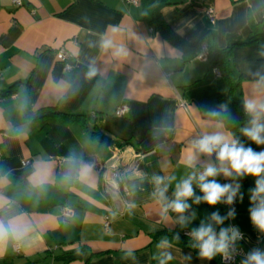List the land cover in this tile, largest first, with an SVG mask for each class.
Listing matches in <instances>:
<instances>
[{
	"label": "crops",
	"instance_id": "1",
	"mask_svg": "<svg viewBox=\"0 0 264 264\" xmlns=\"http://www.w3.org/2000/svg\"><path fill=\"white\" fill-rule=\"evenodd\" d=\"M19 2L0 0V91L11 89L0 95V224L14 230L0 245V264H209L181 236L202 221L209 224L207 203H195L203 193L187 200L182 225L180 215L165 213L153 195V178L175 177L165 181L168 202L198 167L220 168L215 179L221 185L239 178L223 175L229 165L215 153L192 147L206 134L235 139L218 114L226 83L198 58L195 44L202 36L215 50L236 44L229 58L239 84L232 100L249 126L245 104L264 103V0ZM208 6L215 11L213 25L204 15ZM252 24L258 37L249 41ZM163 29L183 45L167 41ZM108 39L123 48L121 56L102 49ZM60 47L72 54L71 70L56 59ZM92 70L96 74L89 76ZM121 102L128 111L116 116ZM49 106L87 115L111 144H125L124 156L131 150L144 154L136 170L125 172L127 206L120 195L107 194L101 175L87 163L96 156L108 166L119 158L110 160L108 145L77 122L33 120ZM254 150L264 151V145L254 143ZM25 159L30 164L23 166ZM260 178L246 176L238 192L233 222L245 234L257 229L250 219L251 190ZM64 207L69 216L62 215Z\"/></svg>",
	"mask_w": 264,
	"mask_h": 264
},
{
	"label": "clouds",
	"instance_id": "2",
	"mask_svg": "<svg viewBox=\"0 0 264 264\" xmlns=\"http://www.w3.org/2000/svg\"><path fill=\"white\" fill-rule=\"evenodd\" d=\"M104 51L112 49V55L119 57L123 54V48L114 44L111 39L104 40L101 45ZM95 70L89 72V76H94ZM246 111L252 115L250 125L241 129L243 134L256 145H264V120L261 119V114H264V103H256L250 101L245 104ZM213 115L217 114L215 112ZM192 147L200 153L207 155L216 154V159L221 163L229 165L222 169L225 177H231L233 173L237 177L264 176V151L256 152L251 147H245L240 141L225 136L221 133L206 134L198 140L193 141ZM191 161V156H189ZM221 169L212 165L207 167L199 175H190L187 179L181 181L176 186L175 199L168 202L166 196L168 184L175 177L155 176L153 178L155 191L153 195L157 197L158 202L163 204L165 213L171 209L181 217V224L185 223L183 214L190 207L187 200L194 196L193 181L198 183L202 196H196L195 203L201 201L210 206H215L220 202L231 205L239 191V185L235 188L232 184L226 183L221 185L215 177L218 176ZM212 178V179H209ZM44 178L39 177L38 184H43ZM252 191L251 200L255 204L250 209V219L252 224L261 232L264 233V178L256 180V186ZM242 198V197H241ZM194 215V214H193ZM229 216H234V212H229ZM212 220L217 224L223 223L225 217H221L219 213L212 214ZM10 235H14V230L11 226L0 224V245L4 244ZM191 238L195 241L193 247H199V255L201 258L208 260L220 255L225 259L231 258L230 245L237 240L242 239V234L238 228H222L217 234L211 224L201 222L198 228H194L191 233ZM242 264H264V251L260 249L251 250Z\"/></svg>",
	"mask_w": 264,
	"mask_h": 264
},
{
	"label": "built area",
	"instance_id": "3",
	"mask_svg": "<svg viewBox=\"0 0 264 264\" xmlns=\"http://www.w3.org/2000/svg\"><path fill=\"white\" fill-rule=\"evenodd\" d=\"M13 4L19 5V0H12ZM125 3L137 5L140 3V0H125ZM204 15L208 22L213 25L215 23L216 15L215 11L212 7L208 6L204 9ZM207 56V48L205 44H202L200 47V53L198 58L201 60H206ZM56 59L63 64V68L65 70H71L73 65L71 63L72 54L64 49L63 47H60L56 52ZM213 73L216 76H220V70L218 67H213ZM128 106L125 102L119 103L115 109L114 114L116 116H123L127 113ZM126 147L122 146L119 147L115 144L108 145L109 153H110V160L114 158H119V162L112 161L108 166H106L105 161L101 160L98 157H92L88 160V165L92 169H94L99 175H101V179L103 182L104 187L106 188V192L109 196L114 195H120L122 202L125 206L128 205L127 202V188L125 185V172L127 170H136L141 163L144 154L135 150H131L127 155L124 156V150ZM30 164V161L28 159L22 160L21 165L26 166ZM205 169L204 168H196L193 171V175H199L201 174ZM194 192L196 193H202L200 191V188L198 186V183L195 182L194 185ZM252 196V192H251ZM264 198V197H261ZM253 207L255 204L252 202ZM222 204L225 207V223L223 228H237L236 225L233 222V216H229V212H236L237 210V195L234 198V202L229 205L227 203L222 202ZM169 211H172L169 209ZM71 214V210L67 207H64L62 210L63 216H69ZM108 226V215H104V227L106 228ZM240 231V230H239ZM191 231L189 230H183L181 233V236L183 238L188 239L192 242V244H189L193 247L195 244V241L191 238L190 235ZM242 234V239L237 240L234 244L230 245V253L231 258L225 259L222 256L218 255L219 263L220 264H242V261L246 259L247 254L253 250V249H260V242L262 239H264V233H261L258 229H255L252 234H245L240 231ZM194 248H199L194 247ZM14 249L16 252L19 251L18 245L14 246ZM264 251V250H262Z\"/></svg>",
	"mask_w": 264,
	"mask_h": 264
},
{
	"label": "trees",
	"instance_id": "4",
	"mask_svg": "<svg viewBox=\"0 0 264 264\" xmlns=\"http://www.w3.org/2000/svg\"><path fill=\"white\" fill-rule=\"evenodd\" d=\"M251 27L254 34L249 41L257 40L258 37L257 26L252 24ZM161 32L163 37L170 43L177 46L183 45V43H181L175 36H173L170 32L166 31L165 29H163ZM202 44H205L207 48L206 61L212 67L216 66L219 68L220 76L224 79L227 86L225 93L219 94L217 97L219 117L223 122L224 126L231 132V134L235 137L236 140L240 141L243 144H247L248 147H251L254 150V142L249 140V138L246 137L241 131L242 128L247 127V120L242 117V114L238 106L232 100L233 93L238 88L239 84H238V80L235 79L230 69L229 58H230L231 48L236 44L233 43L227 46L223 50H215L214 47L210 45L208 41L204 40V36H202L201 39L195 45H198V47L200 48ZM237 44H241V43H237ZM10 93H11V89L5 92L0 91V95L3 96L8 95ZM229 104L232 107L234 116L232 115L228 107ZM53 117L60 118L67 122H77L83 127L84 130H86L89 133V135L93 139L103 142L107 145L111 144V141L102 132H100L95 125L92 126L89 124V117L82 113H67L59 110L57 106H49L38 110L33 120L48 119ZM238 122H240V124H238ZM116 145H118L119 147L125 146L124 143L116 144ZM245 180H246V176L239 177L236 181L232 182L231 184L233 185L234 188L237 185H239V189H240L241 185L244 183ZM238 192H237V196H238ZM207 206H208V223L212 225L214 230H219V228L223 225L225 219L223 220V223L217 224L215 221L212 220L211 217L213 213H219L221 217H225V207L222 203H218L215 206H210L207 204ZM160 233L167 234L166 232H160ZM209 264H220L218 255L215 256L213 259H211Z\"/></svg>",
	"mask_w": 264,
	"mask_h": 264
}]
</instances>
